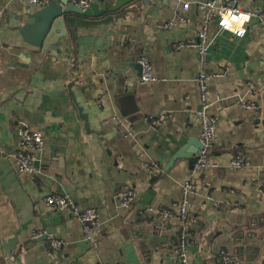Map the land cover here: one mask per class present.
<instances>
[{
  "label": "crops",
  "instance_id": "crops-1",
  "mask_svg": "<svg viewBox=\"0 0 264 264\" xmlns=\"http://www.w3.org/2000/svg\"><path fill=\"white\" fill-rule=\"evenodd\" d=\"M196 1L206 0H131L92 18L114 15L112 23L79 28L50 53L20 36L26 0H0V264H175L182 224L143 210L171 209L187 180L195 186L185 223L189 261L221 264L218 250L226 248L242 264H264V24L209 27L207 72L215 77L207 93L217 141L210 166L190 176L199 151L197 57L174 45L198 31ZM186 2V22L178 23ZM237 2L264 11V0ZM143 54L156 83L139 84ZM162 115L165 122L151 128ZM19 122L44 138L31 175L10 160ZM188 141V157L175 159ZM238 156L245 165L233 169ZM145 165H156L155 175ZM126 188L137 196L127 210L116 200ZM53 194L97 211L93 244L68 210L44 204ZM39 233L46 239L34 242ZM49 239L62 248L51 250Z\"/></svg>",
  "mask_w": 264,
  "mask_h": 264
},
{
  "label": "built area",
  "instance_id": "built-area-1",
  "mask_svg": "<svg viewBox=\"0 0 264 264\" xmlns=\"http://www.w3.org/2000/svg\"><path fill=\"white\" fill-rule=\"evenodd\" d=\"M28 5L35 9H40L48 4V0H26ZM72 2L86 10L91 4V0H72ZM194 6L202 15V21L197 33L194 37L178 42L174 45L175 50L179 49H193L196 51L198 74L196 78L197 94L199 109L197 117L200 121V131L198 140L201 145L197 155L193 159L191 165L190 176H194L201 170H205L210 166L209 155L212 148L215 146L216 124L217 117L210 113L211 104L208 101L207 83L212 79L213 75L207 72V57L210 48L209 27L212 22H217L218 31H223L228 25H237L245 27L251 22L264 24L263 10H248L243 9L238 5L237 0H206L196 1ZM182 12L177 16L176 22L185 23L187 13L190 10V3H183L181 6ZM2 7L0 6V14ZM175 21L169 22L164 27L175 25ZM140 66L139 84H152L158 82L154 75L153 68L149 57L145 54L138 58ZM241 107L253 109L254 105L241 102ZM165 122V116H159L152 120L151 128L156 129ZM16 131L18 135V143L16 149L11 153L10 160L17 173L34 174L37 172L35 162L36 155L43 150L44 138L40 131H31L26 127L24 122L17 123ZM245 165L242 157L238 156L233 159L230 166L233 169H240ZM145 170L149 174L155 175L157 172L156 165H145ZM195 186L193 181L187 180L183 183L181 189V201L174 205L171 209H152L146 208L143 210L145 214H153L163 220L178 221L182 224V232L179 236L178 242L174 248L173 254L175 264H192L188 259L187 252V236L185 234V223L188 217V206L191 195H194ZM208 201L217 205L218 203L210 196ZM116 200L118 207L122 209H129L137 200L136 194L131 189H121L116 193ZM44 204L52 210L62 211L68 210L73 219H75L81 226L83 240L86 243H94L95 233L98 230L99 221L98 213L94 208L79 209L74 203L73 199L68 195H49L44 198ZM41 234H36L34 237H39ZM63 246V242L56 239H49V248L51 250H59ZM218 258L221 264H242L235 253L226 248L218 250Z\"/></svg>",
  "mask_w": 264,
  "mask_h": 264
},
{
  "label": "water",
  "instance_id": "water-1",
  "mask_svg": "<svg viewBox=\"0 0 264 264\" xmlns=\"http://www.w3.org/2000/svg\"><path fill=\"white\" fill-rule=\"evenodd\" d=\"M130 1L117 0L114 5H106L103 9H98L94 3L90 4L86 10L71 4L70 0H51L45 7L40 9L30 6L20 16L19 33L28 44L50 53H57L58 43L61 39L67 40L75 37V31L79 28H92L98 24L112 23L114 15L96 20H92V18H100L107 12L114 14L122 10ZM191 143L194 142L188 141L176 154L175 159L187 158ZM200 148L201 145L198 143V150ZM45 239V236H41L34 242L44 241Z\"/></svg>",
  "mask_w": 264,
  "mask_h": 264
}]
</instances>
